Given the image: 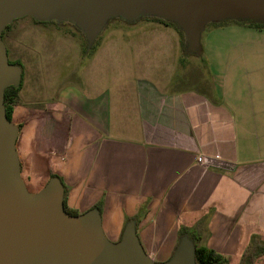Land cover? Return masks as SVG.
<instances>
[{
  "label": "crops",
  "instance_id": "crops-1",
  "mask_svg": "<svg viewBox=\"0 0 264 264\" xmlns=\"http://www.w3.org/2000/svg\"><path fill=\"white\" fill-rule=\"evenodd\" d=\"M146 24L170 31L164 37L178 52H79L81 80L49 101L23 96L24 72L16 150L20 170L39 168L26 186L39 192L50 173L60 175L71 208L86 214L101 203L100 229L111 243L137 217L154 262L172 258L181 226L199 225L201 243L240 264L255 237L264 241V28L215 23L209 37L232 35L228 44L205 39L201 52H181L172 25L138 20L127 36L143 38ZM189 57L205 78L177 87ZM110 62L120 79L109 80Z\"/></svg>",
  "mask_w": 264,
  "mask_h": 264
},
{
  "label": "water",
  "instance_id": "water-1",
  "mask_svg": "<svg viewBox=\"0 0 264 264\" xmlns=\"http://www.w3.org/2000/svg\"><path fill=\"white\" fill-rule=\"evenodd\" d=\"M264 0H0V264H196L194 247L185 237L172 258L154 262L141 247L134 223L127 224L117 243L100 229L92 209L72 216L64 209L63 186L52 178L38 192L20 179L16 150L18 126L5 114L4 92L21 79V68L9 64L1 34L26 15L38 20L71 17L96 35L105 15L150 12L196 33L206 22L249 14L264 21ZM191 49H194L191 47Z\"/></svg>",
  "mask_w": 264,
  "mask_h": 264
},
{
  "label": "rangeland",
  "instance_id": "rangeland-1",
  "mask_svg": "<svg viewBox=\"0 0 264 264\" xmlns=\"http://www.w3.org/2000/svg\"><path fill=\"white\" fill-rule=\"evenodd\" d=\"M156 17L161 16L150 12L108 14L104 16L99 32L90 36L84 23L78 19L61 17L38 20L26 15L12 21L10 28L4 30L1 42L6 50L7 60L18 59L24 65L26 85L23 96L33 98L42 95L49 101L60 88L81 80L80 74L84 69L78 53L83 52V45L87 43L98 44L97 47H100L97 52H178L176 42L175 49L169 48L163 33L167 29L161 25L146 24L144 28L150 31L143 35V38L127 36L125 30L134 22L142 20L158 23L153 20ZM238 18L245 22L255 21L253 20L255 17L249 14L231 15L220 19L232 21ZM221 20L209 21L203 25L192 42L191 47L194 49L190 47L193 34H187L180 25L185 32L184 39L187 43V49L183 50L181 47V52H201L205 39L217 44H228L232 35L219 32L209 37L212 26ZM168 32L170 31H167V34ZM114 59L119 60V57ZM188 60V64L185 65L187 69L178 70L176 74L177 80L174 83L177 87L198 86L201 79L205 78L203 64H198L197 58L189 57ZM117 66L119 65L116 62L108 64L107 75L110 81L121 78ZM105 73L106 70L104 75ZM38 172L39 168L35 164L32 167L26 166L23 171L20 170V179L26 189L28 187L25 177H29L30 174L31 182L35 183ZM256 264H264V254L257 258Z\"/></svg>",
  "mask_w": 264,
  "mask_h": 264
},
{
  "label": "trees",
  "instance_id": "trees-1",
  "mask_svg": "<svg viewBox=\"0 0 264 264\" xmlns=\"http://www.w3.org/2000/svg\"><path fill=\"white\" fill-rule=\"evenodd\" d=\"M153 20L160 22V23H163V24H166V25L174 26L180 34L181 47L183 48V50L187 49V43H186V40L184 39L185 32L177 22L172 21V20H168L166 18H161V17H156ZM253 20H255V21L245 22V21H242L241 18L234 19L232 21H230V20H223L222 21L221 20V21L216 22V25H223V24L235 22L238 24H245V25H248L251 27L264 28V21L263 20H259L256 18H254ZM10 26H11V23L8 24L5 29L10 28ZM4 30L1 34V37H3ZM97 45L98 44L89 45L88 43L86 45H83V56L91 55L95 51V49L97 48ZM8 62H9V64L17 65L21 68V79H20V81L17 84H13V85L8 86L4 92L5 114H6L7 119L9 121H12L13 120V112H14V104L16 103L18 96H19V93L22 90L25 71H24V65L20 60L8 59ZM52 178H58L60 180V183L63 186V190H64L63 191V202H64L65 211L72 216L82 215L77 209H73L68 205L69 188L64 183L63 178L60 175H58L57 173H50V179H52ZM49 180H48V182H49ZM48 182H46V184ZM46 184H44L42 186V188ZM28 190H29V188H28ZM30 192H38V191H30ZM92 209L97 210L98 213L101 214V203L95 205ZM130 222L134 223V228H135L136 233H137V217H128L126 220V225L124 227V230H125L127 224H129ZM122 236H123V233H122ZM122 236H121V238H122ZM185 237H188L192 242V245L194 247V259H195L196 264H227L226 256H224L223 254L217 252L216 250H214L212 248H209L207 245L201 243L202 230H201L199 225L195 226L193 228H189L187 226H181L179 229V232H178V244H177V246ZM177 246H176V248H177ZM262 254H264V241L255 237L252 240L251 244L242 253V256L240 259V264H255L257 258Z\"/></svg>",
  "mask_w": 264,
  "mask_h": 264
}]
</instances>
